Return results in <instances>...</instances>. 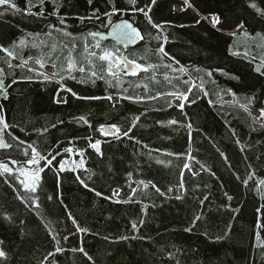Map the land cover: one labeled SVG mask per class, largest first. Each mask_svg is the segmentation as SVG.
Listing matches in <instances>:
<instances>
[{
    "label": "trees",
    "instance_id": "16d2710c",
    "mask_svg": "<svg viewBox=\"0 0 264 264\" xmlns=\"http://www.w3.org/2000/svg\"><path fill=\"white\" fill-rule=\"evenodd\" d=\"M196 1L203 7H222L229 18H243L251 26V30H246L249 35H231L224 47L220 44L222 33L203 21L192 25L191 31L186 29L197 21V14L192 8L176 9L177 5L184 4L182 0H157L149 15L155 23L168 22L158 40V31L147 18L132 10L150 4V0H137L134 6L128 0H113L115 7L123 12L114 14L112 23L128 19L141 30L144 38L129 48L113 40H102L101 46L112 51L119 49L120 56L125 53V57L138 63L157 65L155 71L150 69L137 76L122 73L119 87H110L106 80L98 78L93 83L89 62H95V58L88 54L92 48L88 52L83 48L85 41L94 43L88 33L108 31L110 25L103 16L112 8L108 0H93L91 5L88 0H44L42 6L40 0H30V11L43 13L35 16L24 11L29 9V0H12L21 12L0 6L3 12L0 45L13 51L20 61L32 58L30 68L16 67L14 59L0 51V68L4 69L9 95L7 100L0 98V115L11 125L5 132L6 142L16 144L10 140L14 135L20 141L38 145L46 137L52 153H59L56 160L67 159L69 169L81 159L80 149H86L84 167H78L76 172H61L58 178L55 161L51 171L41 161L39 166L45 171L41 173L42 186L35 194L39 196V208L36 202L25 203L19 199L27 195L23 187L6 182L7 174L0 173V214H10L14 220L10 224L0 215V240L9 254L6 264H41L46 256L44 264H264V248L260 247L264 244V208L259 213L256 211L264 205V186H260L259 193L254 190V181L264 179V128L253 122L243 107L246 104L264 107V96L260 99L264 76L260 84L244 87L247 85L243 75L234 70L243 62L251 63L254 69L264 62V39L256 35L264 34V20L258 16L253 19L251 9L245 11V0ZM256 2L264 7V0ZM57 8L77 44L73 58L86 72L73 71L76 79H72L57 67L59 74L54 77L58 80L46 81L36 71L40 67L35 60L51 65L48 56L53 59L60 56L59 66L68 53L64 45L70 44L69 37L49 27L50 24L60 27L54 14ZM95 9H99L100 20L80 22L78 17L92 16ZM48 32L52 35L47 36ZM164 36H167L166 42ZM52 44L57 46L55 52L51 51ZM161 45L174 61L157 53ZM217 51L219 55L213 56ZM232 51L240 55L233 56ZM8 62L13 65L11 69ZM169 63L176 68L183 67L184 71L173 72L163 67ZM208 72L212 75H207ZM233 75L240 79H232ZM13 80L16 82L12 83ZM184 80H197L199 84L189 97L196 98L197 103L186 104L181 112L172 96L158 94L186 91L190 85H185ZM228 81H238L241 86L234 90ZM64 87L71 91L63 90ZM73 92L77 95L73 96ZM229 93H235L234 105L216 102ZM57 95L64 97L66 103H57ZM109 95H121L119 103L113 106V101L106 99ZM149 96L157 99L141 102L123 98ZM251 97L256 99L249 104ZM80 116L86 117L92 127L80 122ZM137 116L140 119L130 132L133 139H115L98 132L101 125L130 127ZM171 120L178 123L172 125ZM188 123L192 124L191 129ZM44 129L47 131L41 136ZM85 137L93 142L101 141L102 156L87 147ZM65 147L73 151L66 154ZM189 156L194 159H188ZM16 158L21 162L26 159L19 157L15 148L0 150V161L8 163L18 174L19 167L24 165H12L10 160ZM186 162L191 170L183 167ZM249 166L255 175L245 185L242 181L247 178ZM36 167L26 166L29 171H35ZM193 168L198 175H192ZM77 175L85 180L88 188L79 183ZM133 181L138 182L134 195L130 187ZM140 181L148 184V188ZM181 183L184 191L179 188ZM152 185L166 194L160 196ZM170 187H176L183 198L177 200L167 193ZM113 190H118L120 195L112 196ZM96 192L102 195L97 196ZM225 192L232 197L231 201L224 196ZM48 195L53 196L52 201L46 199ZM204 196L208 199L201 203ZM68 213L88 231L74 230ZM196 216L200 220H195ZM133 222L137 223L138 231L131 227ZM186 228L192 231H185ZM69 229L72 230L69 239H62ZM57 232L59 244L52 239ZM122 236L137 239L122 240ZM217 237L223 239L217 240ZM58 247L62 251L56 252ZM80 247L92 261L83 253L72 251Z\"/></svg>",
    "mask_w": 264,
    "mask_h": 264
},
{
    "label": "snow or ice",
    "instance_id": "6c2138e0",
    "mask_svg": "<svg viewBox=\"0 0 264 264\" xmlns=\"http://www.w3.org/2000/svg\"><path fill=\"white\" fill-rule=\"evenodd\" d=\"M109 4L112 5L111 11H105L103 13V16L106 18L107 24L111 25V35L115 36L117 39L123 40L126 43H134L136 42L138 39L142 40L144 37L141 34V32L139 31L138 28L134 27L130 22L126 21V20H122L119 23L116 24H112V16L116 13H122L123 10L121 9H117L115 7V4L113 2V0H108ZM129 4L131 5H136L137 0H128ZM157 0H150V4L145 5L144 7H139V8H135L133 7V11L135 12H140L142 13L146 18L148 23L151 25V27L153 29H156L158 31V35H157V39H160V35L159 33H162L164 31L165 25L168 22H165V24H161V23H155L152 20V17L149 15V13L152 11V6L156 5ZM44 0H40V4L41 6L43 5ZM93 3V0H88V4L91 5ZM184 5L187 8H192L193 5L191 3H189V0H183ZM246 3V8L245 11H248L249 9L252 10V14H253V19H255L257 16L260 17L261 20H264V7H261L256 0H245ZM0 6H6L5 10H12L15 12H21L22 10L14 3L12 2V0H0ZM62 6V5H61ZM30 7H31V3L29 0V9H26L24 11L27 12V15L29 16H35V15H43V13H33L30 11ZM184 10V9H181ZM99 13V9H95L93 11V15L92 16H81L78 17V19L80 20L81 23L84 22V20H100L101 17L98 14ZM54 14L57 16V20H58V24L60 25V27H57L56 24H50L49 27L53 29V31L56 32H60L62 33V35L69 37L70 38V44H65L64 48L68 49V53H67V57L65 58L64 62L60 63L59 66L57 64V61L60 60V56H56L55 59H53V57L51 55L48 56V59L50 61H52L51 63V68L53 69L52 72V76H56L59 73L56 71L57 67H59V72H66L67 75L72 78V79H76L75 76L72 75L73 71H78L80 73H85L86 69L84 66L80 65L78 66V62L73 58V52L76 51L77 48V44L75 41V38L73 37L72 32L68 31L66 28V20L61 17L59 15V8H57L54 12ZM0 15H3V12H0ZM207 19L210 20V22L212 23L213 27L219 26V28L221 30H224L226 27L229 28L230 31V35L232 36H237L240 33H243L245 36H248L249 33L246 31V23L245 22H241L243 18H238L237 21L232 24L229 23L227 21V19L225 18L223 21L221 20L220 15L218 14H212L210 17H208ZM103 23V22H102ZM199 23V21H198ZM47 36H51L52 32H48L46 33ZM88 35L92 38V41L94 42L93 44H88L87 41H85L84 43V51L88 52L89 48H92L91 52H88L90 57L95 58V62L90 61V71H89V75L90 77L93 79V83L95 82V79H101V80H106V82L109 84L110 87H119L122 84V80H121V74H126V75H131V76H137L140 72H144V73H148L149 70H153L155 71L157 69V65L154 64H148V65H144L141 63L136 62L135 60H130L127 57H121L119 54V49H116L115 51L109 50L108 48L102 47L101 46V41L106 39V36L98 31H94V32H90L88 33ZM258 37H260L261 39H264V34L261 33H257L256 34ZM163 40L166 42L167 41V36L163 37ZM21 44H23L24 42L21 41ZM56 44H52L50 46L51 51L55 52L56 51ZM97 50H99V52H97ZM0 51H3L5 53H7L8 57H11L12 59H16L17 57L13 54V51H10L8 48H5L4 46L0 45ZM157 53L158 54H163L162 58H167L169 60L174 61V57H170L168 56V54L165 52V48L163 45H161L158 49H157ZM231 54L233 56H239L240 53L238 51H232ZM245 55H247V53H245ZM29 59H32L31 57H29L28 59H21V62L18 63L16 65V67H24L28 64ZM96 62H99L98 64ZM36 64H39L41 68H43L45 65L43 63V61L41 59H36L35 60ZM178 64V62H176ZM7 66L9 69H11L13 67L11 62L7 63ZM163 67L170 69L173 72H183L184 68L183 67H173V65L171 63L169 64H165L163 65ZM29 71H34V69H29ZM255 71L257 73H259L261 76H264V62H261L259 64H257L255 66ZM4 69L0 68V98H2L3 100H7L9 99V95L7 92V87L5 86V80H4ZM40 75H43L44 80L46 81H50L52 79V76L46 75L44 73H39ZM207 75L211 76L212 72H208ZM30 78V77H29ZM232 79H236L239 80L240 77L238 75H233L231 76ZM165 79L167 80L168 77L167 75H165ZM16 81L13 80L12 83H15ZM169 83H171V80H169ZM183 83L185 85H190L186 91L184 92H180V91H175V92H171V93H159V96H164V95H169L172 96L176 101H178V103L176 104V107L183 112L186 104H196L197 103V99L196 98H192L190 99V95L192 94L193 88H196L197 85L195 84L194 81H190V80H184ZM137 87H139V85H136ZM145 88H147V85H144ZM200 87H202V85H200ZM68 91H71V89H68ZM126 91V89H125ZM205 95H207V92L204 93ZM73 96H76V93H72ZM232 95H235V93H232ZM125 99H135L138 101L143 102L145 99L147 100H155L157 99V96H149V97H123ZM84 99H100V97H84ZM106 99H108L109 101H113V106H115L116 103H119V98H116L114 100L113 96L109 95L106 97ZM256 97H251L248 101L249 104H251L253 101H255ZM57 103H66V101L63 98H60L56 101ZM209 103H212V101H209ZM171 106V105H169ZM244 110L246 112H248V115L252 118L253 122L259 124V126L261 128H264V107H259L256 108L255 114H253L251 111H249L248 109V105H243ZM156 110H161V109H156ZM80 122H83L84 124H86L89 128L92 127L91 123L87 120L86 117L84 116H80L79 118ZM140 119L139 116H137L135 118V121L130 125V127L125 128L123 125H118V124H111V125H101L98 129V132L103 133L104 135H111L113 136L115 139H121L122 137H126L129 139H133V137L130 135V132L132 130V128L136 127V122H138ZM60 123H63V121H60ZM157 123H162L160 121H157ZM170 124L175 125L178 123V121L176 120H171L169 121ZM11 125L6 121V117L3 115H0V150H9V149H16V151L18 152V156L19 157H25L26 159L23 160V162H21L20 159L16 158V159H11L10 162L12 165H17V164H21L23 163L24 166L19 167L18 169V174H16V172L14 171V169L12 167H9L8 163H4L2 161H0V173L2 174H7L5 179L6 182L8 183H18L20 186L23 187L25 193L27 195L25 196H19L18 198L21 199L22 201H24L25 203H29V202H36V207H40L38 201H39V196L35 195L38 192V189L41 188L42 184V177H41V173H43L45 171L44 167H40L39 165L41 164V161L44 162V164H46L48 166V170L51 171L54 165V161H55V167H56V175L57 178L59 176V173L64 172V171H72V172H76L77 168L80 167H84L85 165V160H84V154L86 149H80L79 151V155L81 157V159L79 160L78 164H76L75 162H73V165L71 167V169L66 168V165L68 164V160L67 159H61V160H56V155L57 154H53L51 151V146H49L47 144V139L46 137L43 138L40 143L38 145H34L25 141H20L19 137H16L14 135L10 136V140L11 141H16V144H13L12 142H6L5 140V132L6 130L10 129ZM52 127H56L55 124L52 125ZM187 127L189 129L192 128V124L188 123ZM47 129L42 130L41 132V136H43L44 132H46ZM190 134V133H189ZM232 135L235 136V130L232 131ZM86 141H87V147L90 149H93L97 154L99 155H103V153L101 152V141L99 139L95 140L94 142L91 140L90 137H85ZM139 142V141H137ZM237 144L240 143L239 140L235 141ZM22 145H25L22 147ZM145 147H147V145H145ZM29 149H30V153H29ZM73 151L72 148H68L65 147L63 149L64 153H71ZM241 151H243V149H241ZM221 156L224 157L225 160H227V156L224 155V153L221 152ZM188 159H194L193 157L189 156ZM257 159H259V157H257ZM197 163H199L197 161ZM27 165H36V169L35 171H29L27 170L26 166ZM183 167L185 169H189L190 165L186 162L184 163ZM201 168H203V165H201ZM199 173L196 171H192V175H198ZM213 175H215L214 173H212ZM255 173L253 171H251V166H249V171L247 173V178L243 179L242 183L247 185L249 180H253ZM129 176H131V173H129ZM21 177H24V179H21ZM77 180L79 181V183L81 185H83L85 188H88L89 185L87 183H85V180L80 178L79 175H77ZM91 177H89L90 179ZM239 179V177H237ZM141 185L144 186V188H148V184H146L144 181H140L139 182ZM260 186H264V179H259L258 181H254V190L257 191L258 193L260 192ZM131 187V186H130ZM152 187L155 189V191L157 193H159L160 196H164L166 193L161 191V189L155 185H152ZM179 188L183 189L184 185L183 183H181L179 185ZM93 191H95V189H92ZM136 189L133 188L132 189V194H135ZM174 189L173 188H168L167 189V193H173ZM97 196H101L102 194L100 192H96ZM120 195V192L118 190H113L112 192V196H116L118 197ZM224 196L227 198L228 201L232 200V197L230 195H228V193H224ZM109 199H111V197H108ZM182 195L180 194H176L175 195V199L180 200L182 199ZM264 198V197H262ZM46 199L48 201H52L53 200V196L48 195L46 197ZM129 199H131V197H129ZM208 197L204 196L203 200H201V203H203L205 200H207ZM124 202H128V201H124ZM228 207H230V205H228ZM261 208H264V205H261L260 208H257L256 211L259 213L261 211ZM233 211H237V209H233ZM2 215V218L7 221L8 223H13V217L10 214L4 213V214H0ZM68 219L71 221V225L73 226V229L80 232V233H85L88 231L87 228L81 227L80 224L77 222V220L72 217L71 213L67 214ZM195 220H200V216H196ZM21 223H23L21 221ZM140 224H143V221H140ZM195 225L193 224V227ZM45 227H47V225H45ZM131 227L133 228V230L138 231V225L136 222H133L131 224ZM185 231H192V228H186ZM72 234V230H66L64 235L61 237L64 240L69 239L70 235ZM60 236V233L57 232L56 235L52 236V239L56 241L57 244H59L60 240L57 239V237ZM137 239L136 236H132V237H128V236H122L121 239L122 240H127V239ZM141 239H143V237H140ZM105 239H107V237H105ZM223 239V237H217V240ZM257 239H259V237H257ZM261 248H264V244L260 245ZM56 252H60L62 251L61 248H56L55 250ZM73 252L79 251L81 253H83L89 261H92V257L88 255V253L84 250L83 247L80 248H73L72 249ZM8 252L5 250L4 248V241L0 240V264H6L7 260H8ZM49 256L54 255V253H49ZM47 256L44 258V261L41 262V264H44V262L47 260ZM169 258L173 259V256L171 253H169ZM178 264V262H177Z\"/></svg>",
    "mask_w": 264,
    "mask_h": 264
},
{
    "label": "rangeland",
    "instance_id": "374dc122",
    "mask_svg": "<svg viewBox=\"0 0 264 264\" xmlns=\"http://www.w3.org/2000/svg\"><path fill=\"white\" fill-rule=\"evenodd\" d=\"M189 2L193 5V7L196 10V14H197V21L194 23H190L186 28L190 31H191L190 27H192V25H195V23L198 24V21H199V23H201L203 21L206 24L207 21H204L201 17H203L204 15L209 14V13H217L218 15H220L222 21L226 18L227 21L229 23H232V24H234L237 21V19L239 18V17L229 18L226 15V13L222 7H220L221 9H218L216 7H210L207 5H206V7L205 6L203 7V4L201 6L196 0L195 1L189 0ZM241 22L246 23V21L244 19H242ZM246 25H248V24L246 23ZM247 27L249 28V30H251V26L248 25ZM219 31H221L220 33H222V40H221L220 44H222L225 47L226 45L229 44V40L231 37V35H230L231 30L226 27L224 30L220 29ZM222 45H220V46H222ZM217 53H218V51L214 55V52H213L212 55L213 56L219 55ZM234 70H236L237 72H239L243 75L242 77L245 79V84L247 85L244 87L255 86V85L260 84L262 81L261 75L256 73V71H255V69L251 63L243 62L240 66L234 67ZM228 82L232 83L231 86L234 90H237L241 86V85L237 84L238 81H228ZM263 96H264V88L262 89V92L260 94V99H262Z\"/></svg>",
    "mask_w": 264,
    "mask_h": 264
},
{
    "label": "water",
    "instance_id": "95a60500",
    "mask_svg": "<svg viewBox=\"0 0 264 264\" xmlns=\"http://www.w3.org/2000/svg\"><path fill=\"white\" fill-rule=\"evenodd\" d=\"M122 20H126V21L130 22L134 27L138 28V27L135 26L130 20H128V19H122ZM122 20L115 21V22L113 23V25L116 24V23L121 22ZM138 29H139V28H138ZM139 31L141 32L140 29H139ZM101 33H103V34L106 36V39H104V40H114V41H116V42H118V43L124 44L126 47H132V46L138 44V42L140 41V39H138V40H137L136 42H134V43H126V42L123 41V40L117 39L115 36L111 35V26H110V28H109V30H108L107 32H101ZM141 34H142V33H141Z\"/></svg>",
    "mask_w": 264,
    "mask_h": 264
}]
</instances>
